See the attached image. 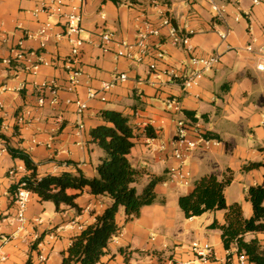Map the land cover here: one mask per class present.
<instances>
[{
  "label": "crops",
  "instance_id": "crops-1",
  "mask_svg": "<svg viewBox=\"0 0 264 264\" xmlns=\"http://www.w3.org/2000/svg\"><path fill=\"white\" fill-rule=\"evenodd\" d=\"M50 1L0 0V134L7 137L11 146L29 155L38 176L80 169L86 177H93L103 151L92 141L90 130L102 123L101 110L122 112L129 117L133 129V146L127 159L140 171L132 186L140 183L142 188L139 191L135 188L140 192L152 176H161L162 180L154 185L155 202L142 206L137 217L126 221L123 207H119L116 223L120 235L114 241L111 238L97 264H126L125 254L127 264H201L183 246L196 239L213 246L215 255L207 264H225L227 250L220 232L209 227L213 220L223 222V211L204 212L206 216L200 225L194 216L185 217L178 197L190 192L193 184L183 189L164 180V175L174 163L170 140L175 133V119L189 117L185 112L189 111L202 131L217 135L219 141L209 149L197 148L188 155L186 163L193 183L203 175L214 174L218 178L231 175V183L224 191L225 200L227 203L242 200L239 203L243 216L251 215V204L245 199L246 188L264 187V72L256 69V56L244 47L248 43L255 47L264 45V0L259 3L214 0L225 7L221 19L213 17L208 0H136L119 5L110 0H82L80 35L85 44L76 63L82 72L80 83L73 92L60 88L55 103L39 106V95H48L46 89L40 90L41 83L52 79L63 86L67 78L62 61L69 54V45L64 38L57 37L61 25L43 13L33 14L37 5ZM164 15L172 19L171 24L179 31L189 34L190 52L166 40L168 27L160 25ZM144 21L159 27V35L149 37L151 46L159 44L164 52L163 59L156 64L157 71L167 66L184 71L191 53L197 56L219 53V63L206 71L196 85L184 89L165 75H153L149 59L137 62L118 57L116 43L107 52L100 48L99 35L105 29L112 30L116 40L133 43ZM45 22L53 27L45 46L40 47V40L26 37L25 31H36ZM226 29L230 32L222 40L219 33ZM18 41L43 58L55 60V64L40 65L35 74L10 69L3 60ZM118 73H126L127 79L114 85L106 100L87 99L88 89H98L101 81H110ZM168 98L178 100L180 113L172 115L166 111ZM76 100L87 103L81 114H77ZM24 111H29L30 116L24 123H18L17 117ZM78 121L83 123L80 131ZM148 130L152 136L147 134ZM160 144H165L164 150L159 149ZM3 146L0 138V148ZM251 162L262 165L243 168ZM11 170L14 172L10 173ZM26 173L21 159L13 158L6 148L0 152V248L7 255L0 264L28 261L35 264V243L31 242L35 233L39 235L38 242L47 246L45 264H60L61 253L80 233L76 226L94 223L111 199L83 189L76 198L79 210L63 206L57 211L52 202L41 201L30 192L26 222L16 232L18 222L14 219L11 186ZM235 181L237 186L233 189ZM34 218L40 222H33ZM71 222L75 223L73 227ZM51 232L54 238L48 236ZM254 236L264 244V233H247L245 239ZM3 237H8V241L4 242ZM230 264L248 262H240L232 248Z\"/></svg>",
  "mask_w": 264,
  "mask_h": 264
},
{
  "label": "trees",
  "instance_id": "trees-1",
  "mask_svg": "<svg viewBox=\"0 0 264 264\" xmlns=\"http://www.w3.org/2000/svg\"><path fill=\"white\" fill-rule=\"evenodd\" d=\"M110 1L117 5L122 2L130 4L136 2V0ZM9 68L23 71L14 61L9 64ZM185 112L190 118L183 117L184 121L196 122L191 119L192 115L189 111ZM100 117L102 123L90 130L92 141L103 151L96 165V175L93 177H86L80 169L75 172L62 171L58 174L48 173L38 176L36 165L29 155L23 149L11 146L7 137L0 134L11 156L21 159L28 171L17 183L12 184V192L19 182H24L27 190L36 194L41 201L52 202L57 211L62 210L63 206L79 210L76 198L83 189L94 195H106L111 199L110 205L96 217L95 222L87 225L77 234L67 249L61 253L60 264H97L105 253L108 242L119 229L116 223L119 207H123L126 221L137 217L142 206L155 202L154 185L162 180L161 176H152L144 188L137 192L132 183L137 180L140 171L133 168L127 159V154L133 146L131 141L133 129L129 117L113 109L101 110ZM147 134L153 135L150 130ZM204 135L213 139L218 138L217 135L208 132H204ZM260 165H262L260 162H251L243 168ZM164 178L168 181L166 171ZM231 180V175L228 174L221 178L214 174L203 175L193 183L190 192L178 197V205L187 218L219 209L223 211V222L213 220L209 227L220 232L222 245L227 250V264H230L232 248L237 255H245L248 264H264V244L257 236L245 239L247 233H264L262 204L264 187L247 186L245 199L250 202L252 213L249 217H245L239 202L227 203L225 200L224 191ZM120 251L123 252V249ZM29 263L30 261L26 264ZM125 263L127 264L126 254Z\"/></svg>",
  "mask_w": 264,
  "mask_h": 264
},
{
  "label": "built area",
  "instance_id": "built-area-1",
  "mask_svg": "<svg viewBox=\"0 0 264 264\" xmlns=\"http://www.w3.org/2000/svg\"><path fill=\"white\" fill-rule=\"evenodd\" d=\"M155 2L156 0H151ZM209 1V9L213 17L221 19L225 13V7L217 4L214 0ZM81 2L82 0H52L48 3H40L34 9L33 14L39 13L45 14L47 17H53L57 20V23L61 25V32L57 37L65 39L69 45V54L63 59V66L67 70V78L63 86L58 85L54 80L47 79L40 85V90L46 89L48 95L41 93L37 99L38 105L41 106L45 102L53 104L56 102V93L60 88L73 92L77 89L80 83V76L82 74L81 69L76 66L79 61L85 40L81 37ZM262 2L260 0H254V3ZM264 3V2H263ZM103 17V14H100ZM238 16L235 17V20ZM161 26H167L168 30L165 35L166 40L173 45L182 48L188 52L191 51L189 44V34L179 31L174 25L171 24V20L168 16L164 15L161 19ZM52 24L45 22L40 24L36 31H25V36L28 38H36L40 40V47L45 46L50 31L52 30ZM230 29H226L219 33L222 40L226 39ZM159 27L153 26L150 22L144 21L140 32L138 33L136 40L133 43H129L124 39L116 40L115 34L110 29H105L99 35V46L103 52L110 50L112 44H117L119 49L116 51L118 57H126L130 60L140 62L144 59H149V69L152 74L165 75L175 81H177L182 88L187 89L196 85L203 77L204 73L213 67H215L220 60L219 53H212L207 55L197 56L191 53L187 60V67L182 71L180 68L174 66H167L166 68L157 71L156 64L164 57V52L160 48V45L151 46L149 43V37L153 35H159ZM245 51L256 56L255 67L259 71L264 72V45L254 46L252 43H248L244 47ZM136 50L135 54L133 51ZM8 65L14 61L18 63L24 72L35 74L40 65H53L55 60H47L41 55H38L36 51L28 50L22 45V41H18L17 44L12 47L11 53L4 60ZM127 79L126 73H118L114 75L110 81H101L98 89H88L86 92L87 99L97 98L100 101L106 100V94L116 84L121 83ZM77 114H81L87 109V103L83 100H76ZM165 109L168 113L175 115L181 112L179 102L175 98H168L165 101ZM29 111L18 115L17 122L24 123L29 118ZM80 131L83 128V123L78 121L77 125ZM219 141L217 139L209 138L204 135L200 125L197 122L184 121L182 118L175 119V133L170 140L171 144V156L174 159V163L167 167V179L169 182L179 184L184 187L191 186L193 184L192 174L187 166L186 159L190 152L197 148L209 149L210 147L217 145ZM5 147L0 148V152L4 151ZM160 150L165 149V144H160ZM13 173L14 171H9ZM24 182H19L13 193V206H14V219L18 222L16 232L23 228L26 222L25 211L27 202L29 200L30 191L25 188ZM33 222H40L39 218H34ZM72 227L75 223L71 222ZM77 229L80 232L85 228L83 225L78 224ZM120 235V231L112 237V241ZM50 238H54V233H49ZM116 236V237H115ZM39 235L34 234L32 243H35V264H45L47 261V246L44 242H38ZM3 241H8V237H3ZM189 250L195 261L201 264H207L214 258L213 246L207 241L195 240L189 245ZM238 260H247L245 255H237ZM7 259V255L0 248V262ZM227 260L225 264H227Z\"/></svg>",
  "mask_w": 264,
  "mask_h": 264
},
{
  "label": "rangeland",
  "instance_id": "rangeland-1",
  "mask_svg": "<svg viewBox=\"0 0 264 264\" xmlns=\"http://www.w3.org/2000/svg\"><path fill=\"white\" fill-rule=\"evenodd\" d=\"M98 147V146H97ZM186 162H187V159H186ZM171 183V182H170ZM174 184V183H173ZM175 186H178V187H182L183 189H185L186 187H184V186H182V185H179V184H174ZM234 186H233V189H235V187L237 186V183H236V181H235V183L233 184ZM134 187L139 191L141 188H142V185L140 184V183H136V184H134ZM236 191H238V189H236L235 191H234V193L236 192ZM232 195V194H231ZM157 199V198H156ZM239 202H242V200L241 201H239ZM49 205H53L52 203H50ZM45 216H48L49 217V215H48V213H46V212H44L43 213ZM206 216V214L205 213H203V214H201V215H198V216H194V219L198 222V224L200 225L201 224V222H202V220H203V218ZM184 219H187V218H185L184 217ZM200 238H202V237H200ZM211 239H213L212 237H210V241H211ZM197 240V239H196ZM201 240V239H200ZM195 241V240H194ZM186 243V242H185ZM184 243V244H185ZM210 243V242H209ZM189 245H190V243L187 245V243L185 244V245H183L184 247L186 246L188 249H189ZM234 252H235V249H234Z\"/></svg>",
  "mask_w": 264,
  "mask_h": 264
}]
</instances>
